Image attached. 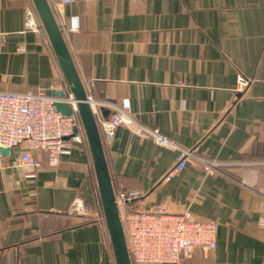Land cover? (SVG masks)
I'll list each match as a JSON object with an SVG mask.
<instances>
[{
    "label": "crops",
    "instance_id": "0c3cea01",
    "mask_svg": "<svg viewBox=\"0 0 264 264\" xmlns=\"http://www.w3.org/2000/svg\"><path fill=\"white\" fill-rule=\"evenodd\" d=\"M52 4V1H51ZM57 21L97 119L129 99L138 123L199 157L221 164L208 176L191 161L171 181L178 152L127 127L104 144L115 191H139L135 210L218 224L212 251L191 250L186 264H264V0H76ZM32 0H0V91L68 90L45 31L26 29ZM250 81L237 92L238 77ZM21 152L0 156V264H115L94 209L101 208L87 140L59 166L44 153L37 172ZM78 201L85 214L74 210ZM99 206V207H98Z\"/></svg>",
    "mask_w": 264,
    "mask_h": 264
},
{
    "label": "built area",
    "instance_id": "2783aa9c",
    "mask_svg": "<svg viewBox=\"0 0 264 264\" xmlns=\"http://www.w3.org/2000/svg\"><path fill=\"white\" fill-rule=\"evenodd\" d=\"M49 1L50 4L52 1L51 6L58 9L76 2V0ZM25 26L28 31L35 34L43 31L33 9H27ZM59 27L63 32L75 33L79 30L75 17L68 21L63 19ZM250 84L249 80L238 77L237 92L244 94ZM65 92L66 98L58 99L42 93L20 94L0 91V149L10 151L18 149L21 152L19 167L29 172L39 171L42 162L34 153H44L49 157V165L56 168L66 151L75 143H83L86 140L77 114V103L69 90ZM58 102L69 104L73 115L64 116L59 113L56 108ZM88 102L97 117L96 102L91 97ZM97 121L104 144L113 143L117 131L121 127H127L138 136L148 137L157 145L178 152V162L164 181H171L177 174L183 172L191 161L200 164L208 176L218 174L220 163L205 160L194 151L183 149L170 141L157 129L152 130L138 123L132 113L129 99H124L115 108L110 119ZM115 193L132 264H186L185 259L191 250L202 248L212 251L216 248L219 229L216 222L193 219L188 212L172 213L167 211L165 205H156L148 210H135L131 208V203L142 197L141 192L120 189ZM262 197L264 199V189ZM73 208L82 214L86 213L84 205L78 201L74 203ZM97 220L106 232L104 215H97Z\"/></svg>",
    "mask_w": 264,
    "mask_h": 264
},
{
    "label": "water",
    "instance_id": "95a60500",
    "mask_svg": "<svg viewBox=\"0 0 264 264\" xmlns=\"http://www.w3.org/2000/svg\"><path fill=\"white\" fill-rule=\"evenodd\" d=\"M36 15L52 46L61 71L65 77L68 90L77 103V114L85 132L89 146L94 172L98 184L99 196L103 210L105 228L115 264H132L124 227L116 201V193L108 162L105 146L97 117L88 102L89 96L78 73L72 54L67 45L64 32L60 29L54 10L49 0H32ZM49 96L65 99V91L51 92ZM57 111L64 116H72L69 104L58 102ZM78 128L75 129V133ZM8 149H0V156H9Z\"/></svg>",
    "mask_w": 264,
    "mask_h": 264
},
{
    "label": "rangeland",
    "instance_id": "374dc122",
    "mask_svg": "<svg viewBox=\"0 0 264 264\" xmlns=\"http://www.w3.org/2000/svg\"><path fill=\"white\" fill-rule=\"evenodd\" d=\"M99 207V206H98ZM94 212L99 216V215H101V214H103V210L101 209V208H96V209H94Z\"/></svg>",
    "mask_w": 264,
    "mask_h": 264
},
{
    "label": "trees",
    "instance_id": "16d2710c",
    "mask_svg": "<svg viewBox=\"0 0 264 264\" xmlns=\"http://www.w3.org/2000/svg\"><path fill=\"white\" fill-rule=\"evenodd\" d=\"M65 36V35H64Z\"/></svg>",
    "mask_w": 264,
    "mask_h": 264
}]
</instances>
